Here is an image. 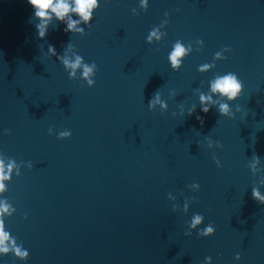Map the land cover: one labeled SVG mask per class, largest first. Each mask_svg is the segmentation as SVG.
Here are the masks:
<instances>
[{"label": "water", "instance_id": "1", "mask_svg": "<svg viewBox=\"0 0 264 264\" xmlns=\"http://www.w3.org/2000/svg\"><path fill=\"white\" fill-rule=\"evenodd\" d=\"M138 4L101 0L83 36L53 21L41 40L27 0H0V156L21 172L0 197L14 210L5 230L28 251L25 264H264V205L252 198L264 179V0H149L146 12ZM165 13L164 38L148 45ZM177 40L193 51L173 72ZM49 45L95 63V86L79 70L69 80ZM225 48L224 60L197 71ZM230 72L243 84L235 118L202 113L199 93ZM157 91L164 114L147 108ZM62 130L69 139L57 138ZM209 139L222 149H207ZM193 214L215 235L185 236ZM0 264L21 262L10 253Z\"/></svg>", "mask_w": 264, "mask_h": 264}, {"label": "clouds", "instance_id": "2", "mask_svg": "<svg viewBox=\"0 0 264 264\" xmlns=\"http://www.w3.org/2000/svg\"><path fill=\"white\" fill-rule=\"evenodd\" d=\"M101 0H27V4L33 9L34 18L37 21L35 24L38 38L43 40L47 36L49 26L53 21L57 24L64 25V32L71 35L83 36L85 34V28L91 26L94 13L99 9ZM149 6V0H139L138 7L141 11H147ZM132 15H138L136 9L132 10ZM76 17V19H73ZM168 13H165V20L159 27H154L146 36V43L148 45L159 44L165 36L162 31L167 24ZM200 47H203L202 41H197ZM72 45L69 43L66 45V49ZM193 51L192 45L187 46L177 40L168 53L167 60L170 68L173 72H178L183 66V61ZM230 49L225 48L220 52L215 53L213 57V63H205L198 66L197 71L200 73L207 72L215 67V61H222L225 59L224 52H229ZM46 55L48 58L55 57L57 62L62 65L64 71L68 75L69 80L77 79V70H79V79L83 80L88 88L95 86V76L97 72V65L95 63H85L83 57L80 55H74L69 57L67 54L58 55L54 46L49 45ZM243 93V84L240 79L234 73H227L224 75H217L208 83V92L199 93V107L200 111L204 114L209 113L210 109L215 108L219 115L226 119H234L235 114L233 105L235 101L239 100ZM174 95V94H173ZM215 97V99H213ZM147 108L150 112H155L159 109L161 114L168 112V103L162 99L160 91H157L148 101ZM242 110L237 104L235 107V113H240ZM196 113V105H192L187 110L189 117ZM175 115V113L173 114ZM180 115L184 116L183 108L180 109ZM196 119L203 125V120L199 115H196ZM53 130L50 128L48 134L52 135ZM71 132L68 130H62L57 134L59 140L69 139ZM206 147L209 150L222 149V145L219 142H213L211 139L207 140ZM217 167H221L219 161L215 160ZM24 167L29 170L32 168L31 163L25 164ZM248 168L253 177H256L260 169V158L253 156ZM15 174L20 176V166L12 159H7L4 156H0V197L8 191L6 185L11 182L12 176ZM261 185H264V179L259 182V187H252V198L261 205H264V193L261 192ZM193 192L199 191L198 184H191L188 186ZM171 199V197H169ZM188 201L185 200L183 204V212L188 209ZM176 210V206H173V211ZM14 210L6 199L0 198V256H8L10 253L13 257L20 261L21 264H25L28 260L29 253L21 246H15V242L10 239V234L5 230V217L10 216ZM204 217L201 214H193L190 221L187 223V231L185 236L190 237L193 232L200 238H210L215 235L214 226L209 223L203 228ZM234 259L239 262L241 257L237 254ZM204 264H212L211 257H205Z\"/></svg>", "mask_w": 264, "mask_h": 264}]
</instances>
